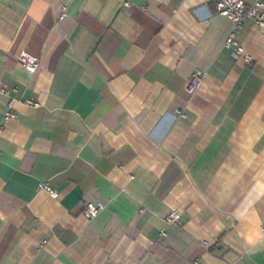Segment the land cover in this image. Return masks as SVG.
Masks as SVG:
<instances>
[{"label":"crops","instance_id":"crops-1","mask_svg":"<svg viewBox=\"0 0 264 264\" xmlns=\"http://www.w3.org/2000/svg\"><path fill=\"white\" fill-rule=\"evenodd\" d=\"M234 30L212 0H0V264H264V28L252 63Z\"/></svg>","mask_w":264,"mask_h":264},{"label":"built area","instance_id":"built-area-1","mask_svg":"<svg viewBox=\"0 0 264 264\" xmlns=\"http://www.w3.org/2000/svg\"><path fill=\"white\" fill-rule=\"evenodd\" d=\"M217 12L226 18H229L235 26V30L226 40L227 45H234L235 50L239 54L244 55L247 63H252V58L248 54H244V48L236 41L235 31L239 30L242 25L250 20L258 28H264V3L256 1L249 6L244 0H212ZM18 63L29 73H35L39 69V59L36 55L27 50L21 51L18 57ZM202 71H196L189 79L187 89L191 93H195L202 81ZM8 87L4 86L2 92H7ZM28 105L38 106L39 103L33 100L27 101ZM178 114H182L180 110H176ZM15 111L10 106L6 112V117H14ZM1 155V151H0ZM40 187L46 190L51 196L57 197L58 192L51 188L47 183H41ZM104 208L103 204L87 202L85 205L84 214L87 218L93 219ZM181 214L178 211H172L167 216L169 223L180 222Z\"/></svg>","mask_w":264,"mask_h":264}]
</instances>
